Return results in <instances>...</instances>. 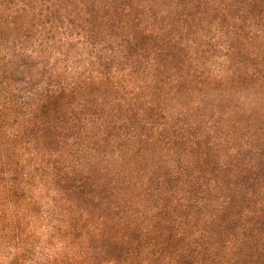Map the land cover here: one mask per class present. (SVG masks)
Returning <instances> with one entry per match:
<instances>
[{
  "label": "trees",
  "instance_id": "obj_1",
  "mask_svg": "<svg viewBox=\"0 0 264 264\" xmlns=\"http://www.w3.org/2000/svg\"><path fill=\"white\" fill-rule=\"evenodd\" d=\"M0 264H264V0H0Z\"/></svg>",
  "mask_w": 264,
  "mask_h": 264
}]
</instances>
